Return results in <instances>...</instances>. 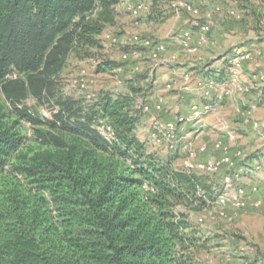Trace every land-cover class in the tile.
<instances>
[{
  "label": "trees",
  "instance_id": "16d2710c",
  "mask_svg": "<svg viewBox=\"0 0 264 264\" xmlns=\"http://www.w3.org/2000/svg\"><path fill=\"white\" fill-rule=\"evenodd\" d=\"M151 1V20L172 5ZM119 2L0 0V85L10 105L0 103V264H203L210 238L191 216L215 200L217 185L178 169L138 136V99L148 90L139 82L150 75L117 94H59L69 58L78 47L102 46ZM13 70L24 77H7ZM30 97L51 117L33 113ZM22 120L33 126L31 143ZM101 121L112 127L111 140Z\"/></svg>",
  "mask_w": 264,
  "mask_h": 264
},
{
  "label": "rangeland",
  "instance_id": "374dc122",
  "mask_svg": "<svg viewBox=\"0 0 264 264\" xmlns=\"http://www.w3.org/2000/svg\"><path fill=\"white\" fill-rule=\"evenodd\" d=\"M171 3L164 8L165 16L159 20L146 16L134 19L121 3L115 14V23L107 24L103 35L99 36L102 46L78 47L71 55L60 75L59 94L78 99H92L102 91L117 94L128 91L132 82L137 85L139 74L150 75L149 82H139L148 89L140 98H146L153 106L150 112L142 114L137 133L151 148L164 158H173L178 169L191 172L187 167L188 161H192L190 150L197 155L194 160L219 161L223 153L216 150L214 144L221 140L229 146L228 155L232 164H224L214 174H204L217 185L215 200L210 201L203 211L193 212L191 216L205 237L210 238L207 249L200 253L203 264H264V4L261 0H171ZM194 7L202 8L204 16H192ZM228 10H233L235 15L228 14ZM199 27L208 28L202 30L204 35L198 43L202 47L195 53H189L178 35H186L185 30L188 29L186 32L193 36V29ZM106 34L113 35L119 42L104 40ZM225 34L231 39L236 36L237 40H232L240 42L231 47V51L239 47L262 51L261 56L245 63L239 73V81L250 86L251 92L243 94L236 86L229 85L231 93L218 101L216 91L209 99L204 90H185L187 74L194 86L203 79L200 72L219 74V71H223L228 73L219 82L218 79H207L221 85L218 90L224 91L231 68L226 67V59L222 56L226 48L222 40ZM129 36L139 40L153 39L155 43L152 47L142 46L131 50L120 44ZM215 37L219 39L215 40ZM159 43L166 46L172 43L173 46L166 49L169 55L156 59L149 51ZM125 52L130 53L127 62L122 60ZM174 56L177 61L169 63ZM189 57L195 65L183 76H172L173 81L168 82L170 70L174 66L179 67L181 62L187 63ZM106 62H117L123 66L112 69L104 64ZM197 69L201 71L194 72ZM7 77L24 75L13 70ZM161 95L164 96V110L157 111L154 106L163 98ZM0 103L6 109L10 108L1 85ZM25 105L41 117H45V112H50L33 97L27 99ZM196 109L202 110L199 118L180 122L184 125H181L178 150L170 151L168 147L152 144L150 137L155 124L168 120L178 122L182 117L190 119ZM250 110L252 113L248 114ZM18 128L31 143L34 134L31 123L22 120ZM204 146L207 147L206 151H202ZM237 151H241L242 155L236 157ZM237 172L240 176L231 186L228 185L226 176ZM222 196L227 199L225 204L221 202ZM238 200L244 201L245 205L237 207L235 203Z\"/></svg>",
  "mask_w": 264,
  "mask_h": 264
},
{
  "label": "built area",
  "instance_id": "2783aa9c",
  "mask_svg": "<svg viewBox=\"0 0 264 264\" xmlns=\"http://www.w3.org/2000/svg\"><path fill=\"white\" fill-rule=\"evenodd\" d=\"M129 10L134 12L135 14H139L140 11H144V10L150 11L149 7L144 4L138 7H129ZM232 13L235 14V12H232ZM203 29L207 30L208 28L204 27ZM192 39H193L192 35L189 33H186L185 37L182 40L183 46L189 53H195L199 49V45H195ZM104 40L111 42V43L119 42L116 37L110 34H106L104 37ZM154 43L155 41L153 39H140L139 40L137 37L129 36L126 39H124V41H121L120 44H122L124 47H129L131 50H133V48H139L142 46L152 47L154 46ZM155 49L157 53H163L166 51L167 46L164 43H159L155 45ZM259 55H261V52L257 53V52H253L248 49H243L241 47L235 48L230 57L231 68H230V74H229V81L225 84L226 87L224 88V91L222 92L218 90L221 85L211 80H208L207 78H203L199 80L193 86L192 83L190 82L191 77L188 74L185 77V81H186L185 86H184L185 90L192 91V90H195V88L198 90L200 89L204 90L206 94L205 96H208L209 99H212V97L214 96L213 92L216 91L215 98L218 101L223 100L226 96H228L231 93V90H230L231 87L229 85L236 86L237 90L243 94L250 93L251 87L239 81V78H240L239 73L245 63L253 61ZM129 58H130L129 52H125L122 55V60L124 62H127ZM175 61H177L176 56L171 57L169 63H172ZM262 79H264V76H262ZM139 106L143 109L144 113L150 112L152 110V105L146 100V98H144V100L140 98ZM154 108L157 111L164 110V99L162 98L158 100ZM251 113H252L251 110L248 111V114H251ZM201 114H202V110L196 109L195 111L192 112L190 119L182 117L180 121L178 122L168 120V121H165L163 124H160V123L155 124L154 129L151 133V137H150L152 144L157 147H161V146L168 147L170 151L178 150V142H179L178 138L180 137V132L182 131L181 125H184V124H180V122L183 120L185 122L187 120L194 121L197 118H199ZM44 115L46 118H50L51 112H45ZM183 128H185V126ZM262 128L264 129V124L262 125ZM98 129L108 140H111L113 138L114 133H113L112 127L109 124L105 123L104 121H101L100 124L98 125ZM234 137L235 136H233L232 138ZM214 147L216 150H219L223 153L222 159H220L219 161L210 160V161H205V162L194 160L197 155L193 150L192 151L190 150L191 157H192L190 159L192 161H188L187 167L194 172L210 175V174H214L218 172V170H220L224 164H229V165L232 164V159L228 155L229 146L224 141L220 140L216 142L214 144ZM206 150H207V147L204 146L202 148V151H206ZM241 155H242V152L237 151L236 157H239ZM239 176L240 175L238 174V172L233 175L231 174L227 175L225 178L226 183L231 186L235 182V179ZM241 193H243V191H241ZM221 202L225 204L227 202V199L222 196ZM235 204L237 207H243L245 205L244 201L242 200L236 201Z\"/></svg>",
  "mask_w": 264,
  "mask_h": 264
},
{
  "label": "crops",
  "instance_id": "0c3cea01",
  "mask_svg": "<svg viewBox=\"0 0 264 264\" xmlns=\"http://www.w3.org/2000/svg\"><path fill=\"white\" fill-rule=\"evenodd\" d=\"M121 3L125 6V8H127V10H129V7H138V6H140V5H142V4H144V5H146V6H148L149 7V10L150 11H140L139 12V14H135L134 12H132V11H130L129 10V12H131V15L134 17V19H137V18H139V17H142V16H146L145 18H147V17H149V14H150V12H151V7H152V1L151 0H147V1H142V0H120V2H119V4L116 6V11H117V9H118V6H120L121 5ZM175 6H177V5H175ZM195 8V11H193L194 12V14L192 15V16H196L197 18L198 17H201V16H204V13H203V9L202 8H199V7H194ZM228 12V14H230L231 16H234L235 14L234 13H232V12H234L233 10H228L227 11ZM117 13V12H116ZM146 14H148V15H146ZM204 27H199V28H194L193 29V31H192V33H193V36L192 37H194L193 39H192V41L193 42H195L196 41V43L195 44H197L198 45V43L200 42V38H201V36H203L204 35V33H203V31L202 30H204L203 29ZM188 29H186L185 30V33L184 34H186V33H188V32H186ZM103 35V34H102ZM178 37H179V39L182 41L183 40V38L185 37V35H182V33L180 34V35H178ZM221 39H222V35H221V37H220ZM226 38V39H225ZM102 39H103V37H102ZM218 40L219 38L218 37H215V40ZM232 39H236L237 40V38H236V36L235 37H232ZM231 39V36H229L228 34H225V37H224V39H222V40H224L223 41V44H225L226 45V48L224 49V51L222 52V53H224V55H222V56H224L223 57V59L225 60V59H227V58H229L230 56H231V53L233 52V51H231L232 49H230L231 47H233V46H236L238 43L240 44V42H236L235 40H232ZM195 40V41H194ZM181 41H175V42H178V43H181ZM182 44V43H181ZM170 46H173V44L172 43H169V44H167V49H169L170 48ZM202 47V45H200L199 46V48H201ZM250 50L251 51H253V52H257V53H259V52H261V55H262V51L261 50H259V49H251L250 48ZM150 52V54L152 55V57L153 58H156V59H159V58H163V57H166L165 56V54L166 55H169L170 53H169V50H167L166 51V53L165 52H163V53H157L156 52V49H151V51H149ZM154 54V55H153ZM261 55H259V56H261ZM188 61H187V63L185 62H181L180 64V66L179 67H176V66H174V68L172 69V70H170V73L169 74H171V75H169V79H168V82H172L173 81V77L172 76H183L184 74H186L187 72H189L188 71V69L189 68H191L192 66H194L195 64L194 63H192V61H193V59L192 58H190L189 57V59H187ZM163 62V61H162ZM187 64V65H186ZM186 65V66H185ZM225 67V66H224ZM223 67V68H224ZM201 70H195L194 72H200ZM201 74V76L203 77V78H209V75L211 74V73H213V72H207V73H205V72H200ZM160 97H163V99H164V96H160ZM165 100H166V98H165ZM150 103V102H149ZM206 103H208V102H206ZM151 105H152V103H150ZM153 106V105H152Z\"/></svg>",
  "mask_w": 264,
  "mask_h": 264
}]
</instances>
